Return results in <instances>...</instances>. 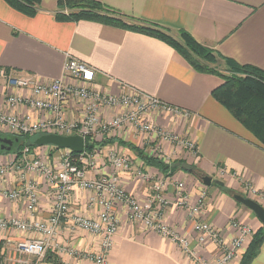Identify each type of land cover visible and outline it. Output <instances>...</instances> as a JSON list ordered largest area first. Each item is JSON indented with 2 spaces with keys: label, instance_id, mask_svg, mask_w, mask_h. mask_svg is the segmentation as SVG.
Returning <instances> with one entry per match:
<instances>
[{
  "label": "crops",
  "instance_id": "crops-1",
  "mask_svg": "<svg viewBox=\"0 0 264 264\" xmlns=\"http://www.w3.org/2000/svg\"><path fill=\"white\" fill-rule=\"evenodd\" d=\"M98 1L122 14L156 24L173 33L186 30L198 42L211 47L221 56L264 69V0ZM59 9V0H41L40 8L28 15L0 0V70L55 79L63 75L64 64L70 54L94 68L97 88L120 94L129 86L188 110L187 121L171 114H149L146 120L179 135L191 136L196 143V155L172 144H164L165 151L172 156L177 154L176 158L182 157L188 164L197 165L207 173L221 176L220 170L226 172L221 176L224 189L213 188L210 192L207 219L222 231L227 242L237 235L232 221L249 225L255 231L263 229L264 225L255 212L236 202L226 190L242 191L239 181L242 177L264 192V146L213 98L212 90L222 84L223 77L197 71L175 48L159 38L97 21L60 17ZM13 91L16 90L8 86L0 75V107L5 94ZM121 110H108L107 117ZM1 133L10 134L4 130ZM125 139L142 148L145 136L142 138L129 133ZM130 144H116L133 158L135 164L133 170L121 173L123 185L128 192L144 201L152 192V182L142 180L136 170L141 168L150 174L158 170L146 165L139 153L129 147ZM143 150L146 153L147 149ZM15 158L20 157L14 152H2L0 164ZM174 177V181L186 180L188 187L195 190L189 192L192 198L198 195L195 181L198 186L201 183L195 180L193 174L177 172ZM36 178L40 199L34 216L46 220L50 215L52 186L42 177ZM19 183V175L10 172L0 181V189L16 188ZM167 194L173 196L174 184ZM86 198V193L76 190L72 210L93 216L99 208L88 210ZM0 202L1 213L5 217L29 219L32 216L25 198L12 201L0 194ZM117 210L120 226L106 264H195L177 244L148 230L140 222H130L123 207ZM165 221L180 234L190 237L192 247L204 259L214 260L217 257L219 251L213 241L203 246L197 244L196 233L185 217L184 209L171 205L166 210ZM30 236L33 235L18 230L0 231V264H17L6 258V254L16 240ZM58 239L71 243L81 251L96 252L99 248L98 238L86 232L75 236L60 233ZM250 241L230 264L243 262ZM12 251L9 257L16 256ZM57 255L58 262L45 261L44 256L31 264H96L68 254ZM248 264H264V241Z\"/></svg>",
  "mask_w": 264,
  "mask_h": 264
},
{
  "label": "built area",
  "instance_id": "built-area-1",
  "mask_svg": "<svg viewBox=\"0 0 264 264\" xmlns=\"http://www.w3.org/2000/svg\"><path fill=\"white\" fill-rule=\"evenodd\" d=\"M0 75L8 86L16 90L5 94L2 99L0 132L4 130L12 135L31 137L48 133L79 135L85 143L81 153L69 148H57L60 151L58 157L51 152L54 145L25 146L20 158L0 164V181L14 172L19 175L20 182L16 188H1L0 194L12 201L25 198L27 209L32 214L29 219L5 217L1 213L0 202V231L18 230L33 235L16 240L6 258L17 264H30L29 256L40 259L51 250L57 254L89 259L96 264H106L119 230L121 219L117 208L121 207L130 222H140L148 230L168 238L182 248L195 264H230L250 241L254 231L249 225L232 221L237 235L227 242L222 232L203 218L206 190H201L192 198L186 191L185 182H170L168 178L153 179L150 173L138 168L137 176L152 182V192L144 201L129 193L123 185L121 173L133 170L135 164L126 153L118 150L119 154L114 148L108 150V161L118 173H97V167L92 162L95 152L87 148V140L91 145L102 136L108 142L127 141L125 137L129 133L142 138L145 136L141 150L146 148L145 154L168 164H171L172 155L165 151L164 144L194 151V141L146 120L149 114L186 116L187 111L129 86L120 94L97 88L94 69L70 54L67 55L63 75L55 79H44L31 73L16 74L6 69H1ZM117 108L122 110L107 117L108 110ZM90 171H94V174L90 175ZM219 173L222 175L225 171L220 170ZM36 176L52 186L50 215L46 220L34 216L40 199ZM173 184L174 194L169 197L167 190ZM76 190L86 192V208L93 211L98 207L97 213L89 216L72 210ZM252 192L257 194L253 186ZM171 205L188 212L187 219L193 223L198 245L203 246L208 241L216 244L219 253L214 260L200 256L192 247L190 237L180 234L165 221V210ZM81 232L98 238L99 248L96 252L81 251L71 243L58 239L60 233L75 236ZM12 249L16 256L9 257Z\"/></svg>",
  "mask_w": 264,
  "mask_h": 264
},
{
  "label": "trees",
  "instance_id": "trees-1",
  "mask_svg": "<svg viewBox=\"0 0 264 264\" xmlns=\"http://www.w3.org/2000/svg\"><path fill=\"white\" fill-rule=\"evenodd\" d=\"M5 1L28 15L34 14L40 8L41 2V0ZM59 6L60 17L76 21H97L159 38L175 48L197 71L223 77L224 82L212 90L213 98L224 105L264 146V69L251 64H240L231 58L223 57L211 47L198 42L186 30H180V38H175L166 28L122 14L98 0H59ZM220 58L225 59L232 66L233 76L225 75L220 69L214 67V63ZM0 135L13 140L18 139L10 151L1 149L0 146V153L14 152L20 156L21 150L25 146L37 147L34 144L37 137L2 134L1 132ZM93 146L94 144L90 145L87 140V148L91 149ZM57 148L59 147L54 146V149ZM134 149L144 159L146 165L156 166L167 171L181 167L189 172L196 169V166L184 161H175L174 164L165 165L159 158L145 154L139 148L134 147ZM253 239L254 241L241 264H248L257 255L264 241V230H258ZM56 258L58 255L54 251L48 250L44 260L58 262Z\"/></svg>",
  "mask_w": 264,
  "mask_h": 264
},
{
  "label": "rangeland",
  "instance_id": "rangeland-1",
  "mask_svg": "<svg viewBox=\"0 0 264 264\" xmlns=\"http://www.w3.org/2000/svg\"><path fill=\"white\" fill-rule=\"evenodd\" d=\"M170 34L173 36V37H175V38H180V36L181 35H179V32H176V33H173V32H171L170 31ZM73 56V55H72ZM74 57V56H73ZM87 63V62H86ZM88 64V63H87ZM88 65H90V64H88ZM91 66V65H90ZM92 67V66H91ZM214 67H216V68H218V69H220V71L222 72V73H224L225 75H228V76H233V74H234V72L232 71V66L225 60V59H222V58H220V59H218L215 63H214ZM93 68V67H92ZM94 69V68H93ZM95 71V70H94ZM224 82V79L222 80V83ZM171 106H173V105H171ZM176 107V106H175ZM179 109H181V108H179ZM182 110H184V109H182ZM184 111H187L186 112V116L184 115H178V117L180 118V120H182V121H187L188 120V116H189V114H190V112L188 111V110H184ZM10 135H12V134H10ZM183 137H184V135H182ZM186 138H188L189 140H192L191 139V136L189 137V136H185ZM184 137V138H185ZM192 141H194V140H192ZM121 142H123V140H117V141H115V142H113V140H110V142H108V140H106V139H104L103 138V136L102 137H98V139H96V140H94V146L91 148V151H94L95 153H94V158L92 159V162H94V164L96 165V167H97V173H102V174H106V175H111V174H113V173H118V171H117V169H115L114 168V166H112L111 164H110V162L108 161V158H107V151L108 150H111V148H114V149H116L117 150V152H118V150H119V152H121V153H123L124 154V151L121 149V148H119V146H116V144H120ZM124 143V146H126V145H128V141H124L123 142ZM85 144V143H84ZM110 146V147H109ZM129 147H131V148H133L134 149V147H133V145L132 144H130L129 145ZM135 148H139L140 150H141V148L139 147V146H137V147H135ZM178 148H180V149H185V150H187V148H182V147H178ZM46 149V148H45ZM190 152H192V154H195L196 155V153H197V148H195V150L194 151H192V150H189ZM52 152V154H56V156L59 154V152L60 151H57V149H53V151H51ZM118 152V153H119ZM196 152V153H195ZM120 154V153H119ZM128 155V154H127ZM129 156V155H128ZM58 157V156H57ZM177 157V154H175L174 156H171V158H170V162H171V164H174L175 163V161H184L185 163H187L182 157H179V158H176ZM100 160H102L103 161V164H101V161ZM165 163V162H164ZM165 165H168V163H165ZM102 166L104 167V168H102ZM153 167H156V166H153ZM156 169L158 170V172L157 173H152L151 174V176L153 177V179H156V178H168V179H170V182H172V181H174V180H176V179H174L175 177H174V174H176L177 172H180V173H182V172H184V174H193L194 176H195V180H197L198 182L200 181V185L198 186L197 184H196V181H195V187L198 189V191L196 192V194H198L201 190H206V197H205V201H204V204H203V206H204V209H203V218L207 221V222H209L211 225H212V227L214 228V229H217V230H219V231H221L219 228H217L212 222H210V221H208V219H207V207H208V198H210L211 197V190H213V188H219V189H221V190H223L224 189V179H223V177H221V176H223V174L221 175V176H218L216 173L215 174H213V173H207V172H205V171H203V170H201V169H199L198 167H197V165H196V169L195 170H193V171H190V172H187V170L186 169H184L183 167H181V168H176V170H174V169H169L168 171L167 170H163V169H160V168H158V167H156ZM130 170H132V169H130ZM226 173V172H225ZM89 174L90 175H92V174H94V171H90L89 172ZM203 176H211L212 177V184H211V187L210 188H208V186L206 185H203ZM174 180H173V179ZM123 181V180H122ZM180 181H183V182H185V184H186V191H188V192H193V191H195V190H192V188H190V187H188V185H187V182H186V180H180ZM218 183H217V182ZM240 186H241V190L242 191H233V190H229V189H226L227 191H228V194H229V196H231L236 202H238L235 198H234V194H241V195H243L244 197H247V198H251V199H253V200H255L256 202H258L259 204H261L263 207H264V192H261L259 189H257V188H255V186H254V188L256 189V191H257V194H254L253 192H252V185H251V181H249V183L250 184H248L242 177L240 178ZM189 188V189H188ZM86 193V192H85ZM130 193V192H129ZM132 194V193H131ZM194 194V193H193ZM133 195V194H132ZM192 195V194H191ZM86 196H87V194H86ZM239 204H240V202H238ZM176 206V205H175ZM249 208V207H248ZM168 209V208H167ZM166 209V210H167ZM250 209V208H249ZM166 210H165V216H166ZM251 210V209H250ZM188 215V212H185V217ZM189 222H191V220H189V219H187ZM236 221V220H235ZM192 223V222H191ZM192 225H193V223H192ZM170 226V225H169ZM253 229V228H252ZM192 230L195 232V230L193 229V227H192ZM263 230H264V226H263ZM253 231H254V234H253V236L251 237V241H250V243H249V245H248V247H247V250H246V253H245V255L244 256H246V254H247V252H248V250H249V247H250V245L252 244V242L254 241V239H253V237H254V235H255V233H257V231H255L254 229H253ZM222 232V231H221ZM196 233V232H195ZM226 239V238H225ZM115 243V242H114ZM247 244V243H246ZM54 253H56V252H54ZM57 254V253H56ZM28 259H29V263L31 264L32 262H35V261H37V258L36 257H28ZM243 259H244V257H243ZM1 263H2V261H1Z\"/></svg>",
  "mask_w": 264,
  "mask_h": 264
},
{
  "label": "water",
  "instance_id": "water-1",
  "mask_svg": "<svg viewBox=\"0 0 264 264\" xmlns=\"http://www.w3.org/2000/svg\"><path fill=\"white\" fill-rule=\"evenodd\" d=\"M15 141H18V139L16 138L15 140H13L11 138L3 137L0 135L1 149H6L10 151ZM34 144L36 146L54 145L60 148H69L76 153H81L85 147L84 139L82 136L61 135V134H54V133L42 134L38 136L35 139ZM212 181L213 180L211 176H203L204 185L209 186L212 184ZM234 198L238 202L244 204L245 206L249 207L252 211H254L255 214L258 216V218L262 221L264 225V207L261 204H259L258 202H256L255 200L251 198L244 197L241 194H234Z\"/></svg>",
  "mask_w": 264,
  "mask_h": 264
},
{
  "label": "bare ground",
  "instance_id": "bare-ground-1",
  "mask_svg": "<svg viewBox=\"0 0 264 264\" xmlns=\"http://www.w3.org/2000/svg\"><path fill=\"white\" fill-rule=\"evenodd\" d=\"M210 186V185H209Z\"/></svg>",
  "mask_w": 264,
  "mask_h": 264
}]
</instances>
